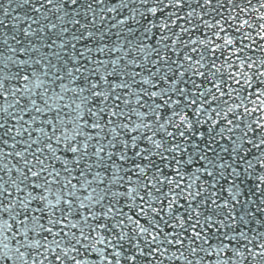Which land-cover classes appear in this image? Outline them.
Returning <instances> with one entry per match:
<instances>
[{
    "label": "snow or ice",
    "instance_id": "1",
    "mask_svg": "<svg viewBox=\"0 0 264 264\" xmlns=\"http://www.w3.org/2000/svg\"><path fill=\"white\" fill-rule=\"evenodd\" d=\"M0 16V264H264V0Z\"/></svg>",
    "mask_w": 264,
    "mask_h": 264
},
{
    "label": "bare ground",
    "instance_id": "2",
    "mask_svg": "<svg viewBox=\"0 0 264 264\" xmlns=\"http://www.w3.org/2000/svg\"><path fill=\"white\" fill-rule=\"evenodd\" d=\"M12 7H15V3L14 2L12 4ZM17 14H19L18 11L12 13V15H17ZM0 19H4V18L2 16H0ZM10 19H11V17L5 19V23L7 24ZM0 30L8 31V29H4L3 25H0ZM2 134L3 133L0 132V135H2ZM0 146H2V145H0ZM0 175H2V174H0Z\"/></svg>",
    "mask_w": 264,
    "mask_h": 264
}]
</instances>
